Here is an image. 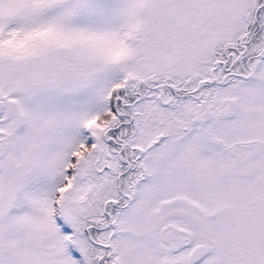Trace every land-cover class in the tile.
<instances>
[{
  "label": "snow or ice",
  "instance_id": "1",
  "mask_svg": "<svg viewBox=\"0 0 264 264\" xmlns=\"http://www.w3.org/2000/svg\"><path fill=\"white\" fill-rule=\"evenodd\" d=\"M0 264H264V0H0Z\"/></svg>",
  "mask_w": 264,
  "mask_h": 264
}]
</instances>
